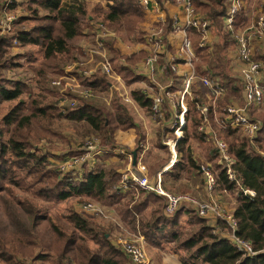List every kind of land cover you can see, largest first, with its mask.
Wrapping results in <instances>:
<instances>
[{
	"label": "trees",
	"instance_id": "1",
	"mask_svg": "<svg viewBox=\"0 0 264 264\" xmlns=\"http://www.w3.org/2000/svg\"><path fill=\"white\" fill-rule=\"evenodd\" d=\"M29 1L34 5V7L27 9L30 16L21 17L15 24L11 35L0 37V105L2 103L10 104L8 111L2 118V126H0V192L9 187H11L8 189L10 194L14 190L27 192L29 188L34 186V189L37 188L34 196L43 197L45 201L54 198L61 202L70 197H87L105 203L112 201L119 194L109 186L106 174L102 171L97 173L84 172L83 178L74 181L61 175L57 167H51L50 173L53 180L47 184L48 189L43 190L41 186L44 180L43 170L48 165L49 156L39 151L33 153L26 150L28 143H31V124H33L31 121L36 122L41 128H39V132L43 133L46 131L44 124L54 119L86 122L94 132L100 135L101 143L110 148L114 146V132L116 130L134 129L139 137L137 146L143 137L142 129L136 126L130 108L118 99H114L112 107L109 108L101 100H87L79 98L76 94H69L68 98H75L76 103L71 105L69 104L71 101H69L65 107H58L57 101L53 100L56 93L50 85L51 77L61 72L63 64L76 60L75 45L81 39L83 27L87 24V8L78 0H70L68 3H64L63 0ZM109 1L111 5L106 10L95 4L94 16L99 17L113 29H119L123 26L128 35L134 33L142 16L144 18L138 0ZM194 1L197 12L205 14L213 24L220 25L228 0ZM242 12L243 10L236 17V20ZM30 21L34 22V25L30 26ZM139 33L141 32L139 31ZM192 33L193 45L199 56L196 65L198 75H204L205 68H208L210 75L205 74V76L213 80L216 79V82L224 90V97L220 102V110L224 109L221 111V128L215 126V131L218 137L225 142H227L226 139H230L226 144L228 153L233 159L231 168L235 180L228 179L226 168L220 164L217 150L212 146L210 151L213 152V158L211 156L210 159L217 167L212 170L216 188L225 191L232 190L237 193L236 205L233 209V217L237 222L236 234L242 240L249 241L256 254L249 256L236 250L228 237L221 234L227 228L222 221L218 220L215 224H211L206 219L197 216L194 210L190 209V212H185L183 208L179 209L173 216L167 217L163 213V200L142 190H139L141 195L160 203L159 210L162 214L154 217L157 212L152 211L150 213L151 222L144 225L139 220V226L141 230L149 228L152 233L166 234V242L175 243L178 248L185 250L187 256L179 257L182 264H264V152L257 151L253 147L262 131L260 128L257 136L250 139L241 135V130L238 128H231L223 123L224 111L226 107L231 105L229 103L238 100L240 97L239 102L242 101V87L230 71H227L225 44L215 47L214 52L210 54L211 52L208 53L207 48L198 47L197 42L200 39V34L196 30H192ZM224 33L230 37L229 32ZM12 40H16L20 45L19 47H38L43 54L41 67L29 66L35 72V78H33L32 90L30 89L27 94L29 107L26 108V112L28 116H23L20 113L21 107L26 105V99L23 98V95L25 90H28L27 84L13 75L8 79L1 75V71L4 69H18L23 66L21 57L8 55V47H10ZM106 43L111 47L114 56H121L119 50L112 47V42ZM122 72L123 70H120V73ZM123 76L127 82H130L132 75L129 72H125ZM84 84L90 87L93 92L102 94L106 90L108 82L102 74L96 73L91 80L85 81ZM48 96H50L49 101L45 102ZM132 98L146 116L151 115V100L146 97L142 90L135 89L132 92ZM200 101L202 99L197 102ZM190 106L191 112L194 113L195 106L192 103ZM186 119L187 126L184 129L183 139L176 144L181 159L180 174L174 175L172 171L165 174L164 177L168 176L169 184L173 185L182 178L180 175L183 173L194 176L188 173L189 170H194L201 177L204 188V177L200 170L202 166L195 164L197 160L193 153H190V149L192 142L202 144L206 142L207 137L198 130L199 122L201 124L200 118L198 119L195 115L191 116L189 113ZM7 127H12V130L8 137L3 139V135L8 134ZM188 127H190L189 131ZM1 128L5 130L3 131ZM50 135L55 134L50 133ZM159 149L164 155H168L167 149L161 144H159ZM166 158L167 156L160 158L159 162H164ZM182 163H185L187 168L182 166ZM28 178H31V182L24 186L23 181ZM244 190L254 192L255 197L250 198L248 194L243 192ZM10 197L14 200L12 195ZM146 203L123 206L122 210L118 208V214L123 217V221H125L124 219L135 220L140 211L145 209ZM16 204L17 206H4L8 211L7 218L14 216L15 207L30 215L29 210L20 206L23 204L22 200L16 201ZM28 204L32 206L30 201ZM183 215H189L191 218V221L186 223L189 227L185 232H182L181 228L180 230L175 229L180 223L179 218H182ZM68 217L69 224L79 233V236L73 234L67 236V234L50 225V229L61 245L58 256L54 259V264L74 263L75 261L78 264H128L125 254L121 250L120 252L116 250L109 243L105 232L100 231L99 228L95 229L77 213L70 212ZM161 225H170L172 229H166ZM38 227L34 220L28 226L20 220L10 234L9 231L5 234L0 229V261L6 264H24L20 262L23 258L30 260L32 258V261L39 260L38 253L41 241L37 239L39 237ZM165 238H161V240L163 241ZM87 242L92 243L97 250L89 247ZM148 244L153 248H159L156 239L148 240ZM19 255L23 258L18 259ZM70 255H73L72 258Z\"/></svg>",
	"mask_w": 264,
	"mask_h": 264
},
{
	"label": "crops",
	"instance_id": "2",
	"mask_svg": "<svg viewBox=\"0 0 264 264\" xmlns=\"http://www.w3.org/2000/svg\"><path fill=\"white\" fill-rule=\"evenodd\" d=\"M70 0H63L64 3H68ZM86 5L88 12V20L87 24L82 31L81 39L77 43V49L82 55L78 59L71 61L72 63L77 61H85V69L89 72V80L97 73L102 74L100 71V67L98 66L99 58L94 55L92 61L87 62L89 57L86 55L85 49L92 45V29L94 27L95 21H102L99 17H95L94 15L89 14V10L92 9V5L94 3L98 4L103 10L106 9V5L101 3L100 0H78ZM94 1V3H93ZM202 2L201 0H197ZM92 2V4H90ZM159 4L160 11H155L152 9V4ZM195 4V1H193ZM95 5V4H94ZM150 9L145 11L143 10L144 20H142L137 27L135 28L134 33L130 34L127 39L125 35H127L126 31H121V27L119 29H113L108 24L107 27L112 35L105 40L106 53L107 57L110 59L112 67L117 76H119L121 82L123 83L126 91L132 98V92L135 89H140L146 94V97L152 100V97L160 95L162 92L166 91L169 93L168 97L164 98L163 101V117L161 120L154 122L150 118V116H146L139 107L134 99L132 98V104H123L130 108L136 122V126L142 129V139L137 146V140L139 137L134 129H129L126 131L116 130L114 132V146L111 153H102L96 158H92L91 161L86 166H81L77 168L79 170L78 176L83 175L84 172H104L106 174L107 180L109 182V186L113 189L117 190L120 197L123 198V201H131L129 196H134L139 189L129 185L127 187H123V177H129L133 172H135V165L137 159L141 153H143V163H147L151 158L159 161L160 158H163V152L159 149V144L165 147L168 151V162L159 168V173L161 179L163 175L170 173L171 171V162L175 157H180V154L177 153L175 156L172 155L171 150L166 145V142L169 140H181L184 136V129L187 126L186 117L191 113V116L198 117L199 113L198 109L201 105L209 106L210 113H208V121L210 129L204 128L201 129L200 122L198 124V130L201 131L207 137L202 144H212L209 137L210 131H215V126L217 128H221V111L220 110V102L224 96L218 98L214 105L211 107L212 100L207 96V89L203 88L198 81H194L190 86V89L187 94L182 93L184 88L185 79L191 73L190 69L183 64L181 57L179 55V48L183 38V34L181 31H177L173 28L174 18H178L180 21L183 20V12L181 5L176 2V0H151ZM197 12V11H196ZM200 15L204 16L208 19L205 14L198 12ZM259 17H264V0H243V12L241 15L235 20L234 29L236 32L244 31L247 28L254 26L257 23ZM211 22V21H210ZM156 25H160L164 31V46L160 53H154L153 47L151 44L147 42V31L151 27H155ZM139 31L141 33H139ZM224 32L222 21H220V25L217 26L215 23L211 22V26L209 27L207 37H206V45L203 48H207V52L212 54L215 50V47L222 46L225 44V58L227 61V71H230L231 75L239 81L238 73L241 69V63L237 57L236 46L231 39ZM139 33V34H138ZM140 39H138V36ZM188 37H190L193 44V33L192 31L186 33ZM106 42H112V47L115 50H119L121 56L116 57L114 53L111 51V47L107 45ZM201 42V37L197 42L199 47V43ZM252 57L255 61L259 62L261 65V79L264 82V28L260 31L259 34H256L252 38ZM194 47V45H193ZM195 49V48H194ZM126 51V52H125ZM196 51V50H195ZM77 53V52H76ZM197 60L194 63V73L199 77H207L205 74H209L208 68H205L204 75H198L197 72V62H198V54ZM151 56L156 57V61L154 63V71L145 66V60ZM171 64L176 65V71L173 72L169 68L167 71L162 74L158 70L160 67L166 65L170 66ZM70 62L66 65L69 66ZM64 70V68H62ZM120 70H123L120 73ZM125 72H129L132 75L130 82H127L123 76ZM103 75V74H102ZM105 80L108 82L106 90L102 94H98V96L92 100H101L104 102V99L109 97V84L112 82L110 79L105 77ZM213 80V79H212ZM201 96V98H200ZM241 98V97H240ZM114 99H120L116 96L111 97L110 105H106L111 108ZM199 103L197 101L201 100ZM121 102V101H120ZM195 106L194 113L191 112L190 104ZM241 102H231L229 104H240ZM258 109V108H254ZM182 113V114H181ZM183 115V125L180 128L182 138H176L175 130L177 127V121L179 120L177 115ZM211 116V117H210ZM67 123L75 124V128L89 130L90 132L93 129L86 123L80 122L77 124H86L88 127L83 128L80 125H76V122L66 121ZM190 127H188V131ZM96 133V132H95ZM101 143V142H100ZM125 147H132L130 151ZM135 147V149H134ZM210 147V146H209ZM207 154L204 156H199L193 153L194 158L197 161H205L208 157V149ZM206 150L205 151L206 153ZM133 152H136L135 156V165L133 164L134 156ZM67 151L63 154V157L60 159L61 161L55 162L56 164H63L70 158L74 156L67 155ZM114 154L117 155L120 159L113 160L112 157H108V155ZM129 155H131V161L129 160ZM128 156V160L125 158ZM127 160V161H126ZM55 164V165H56ZM104 169H115V176L111 179L108 176V172ZM194 177V176H192ZM162 184L163 181H162ZM164 186V185H163ZM205 192V188H202ZM206 193V192H205ZM148 264H182L179 259L177 253L167 252L164 250H155L153 248L147 250ZM23 258L19 255L18 259ZM0 264H6L0 261Z\"/></svg>",
	"mask_w": 264,
	"mask_h": 264
},
{
	"label": "rangeland",
	"instance_id": "3",
	"mask_svg": "<svg viewBox=\"0 0 264 264\" xmlns=\"http://www.w3.org/2000/svg\"><path fill=\"white\" fill-rule=\"evenodd\" d=\"M107 1L109 0H100V2L104 3V5H106L105 3ZM0 4L3 6L2 7L0 5V37L11 35L13 28L15 27V24L19 21V19L24 16H30V12L27 11V9L34 7V5L29 0H0ZM90 4H92V2H90ZM94 4L91 6L92 9L89 10V14L91 15H94L93 12V8H95ZM109 6L106 5V9H108ZM142 20H144L143 16L141 18V21ZM95 22L104 23L103 21H95ZM29 24L30 26H32L34 25V22L30 21ZM105 25L107 26V24ZM85 26L83 27V30ZM26 28H28V26H26ZM152 28L153 27H151L149 31ZM121 29H122L121 31H125L123 26L121 27ZM148 33L149 32L147 31V35ZM129 36L130 35L128 34L125 35L127 39L129 38ZM19 46L20 45L16 40H12L10 47H8V52H9L8 55L21 57L22 58L21 62L23 63L22 68L4 69L1 71V75L5 79H8L10 78V76L13 75L15 76V78H19L20 80H23L27 84L28 90H25L23 95V98L26 99V105L21 107L20 113L23 116H28L26 112L27 111L26 108L29 107V103H28L29 100L27 94L28 92H30V89L32 90V86L34 85L33 78H35V72L29 66H32L33 68L41 67L43 62V56H42L43 54L38 47L35 46L19 47ZM75 51L77 52L76 59L82 57V55L77 49V44L75 45ZM67 64L68 63L63 64V68L65 70L68 67L66 66ZM70 64H72V62H70ZM65 70L62 69L61 72L57 73V75H53L51 77L52 78L51 82L58 79L59 77H64L68 75L65 73ZM208 79L212 81L211 78ZM51 87L55 90L56 93L55 96H53V100L57 101V105L59 108H61L62 106L65 107L68 104V103L66 104L67 101H65V103L61 102L62 100L60 98H65V97L68 98L69 94L72 95L76 94L72 90L58 89V88H54L52 85ZM34 90L36 92L35 87ZM97 96L98 95H96V97ZM49 97L50 96H48L45 102L49 101ZM239 100L240 98L232 102L237 103L239 102ZM234 105L243 106L244 102L242 100L240 104H234ZM9 106L10 104L8 103H2V105H0V126H2V118L5 115V113L8 111ZM248 114L251 116L252 119H255L258 122L259 130L261 128L262 131L257 137V143L255 142L256 144L254 143L253 147L257 151L264 152V142L262 143V141L264 140V103L258 109L253 108L252 110L251 109L248 110ZM177 116L179 119L182 118L181 114ZM66 121L69 120L54 119L52 121L46 122L44 124L46 128L45 133L39 132V130L41 129L40 126L36 122L31 121V123H33L31 124V134H32L31 143L30 144L28 143L26 150L28 152H33V153H37L39 151L40 153H45L49 156L47 161L48 165L43 170L44 180L41 183L43 190L48 189L47 184H50L53 180L50 170H52L53 167H57V169L59 170V164H56L55 162L61 161L60 159L63 157V154L66 151L68 152L67 155L69 156H79L80 154L85 153L86 152L85 143L89 142L91 138L96 139V141H91L93 146L95 147V151H100L101 153H111L113 149V147L110 148L103 145V143H100L102 138L98 133H95L94 131L90 132L89 130H84V129L82 130L78 128L76 129L75 124L67 123ZM71 122H75V121H71ZM77 123L80 122H76V125H80L83 128L88 127L86 124L83 123L77 124ZM4 130L5 129H3V131ZM7 130H8V134H6V136L3 135L2 137L3 139H6L8 137L9 133L12 130V127H7ZM50 133L55 135H50ZM240 134L246 136L241 131ZM226 140L227 142L230 141V139H226ZM170 141H176L175 151H177L176 144L178 140L176 139ZM212 146H213L212 144L211 145L205 144L199 146L197 142H192L190 149V153L191 152L194 154L197 153V155L199 156H204V154H207L206 149L209 147L208 149L209 154L207 159L202 162L196 161L195 164H197L198 166H208L211 172L212 170H215L217 168L216 165L213 164V161L210 159L211 156L213 158V152L210 151V148H213ZM124 149L130 151L133 148L125 147ZM203 150H206V153ZM99 155H96L94 157L96 158ZM130 156L131 155H129V157ZM164 156L165 157L167 156L164 162L156 161L153 158H151L147 163L145 162L144 165L147 168V174L151 179L157 178L158 175L160 176V174H158L160 171L159 168L168 162L169 159L168 155L166 154ZM108 157H112L113 160L120 159L117 155L114 154H110L108 155ZM125 158L128 160V156H126ZM180 162H181L180 157H177L176 161L170 167L171 168L170 171L171 172L173 171L172 173L174 175L180 174V167H179V165L181 164ZM184 164L182 163V166H185ZM220 164L224 166V163L221 160H220ZM185 168L187 167L185 166ZM104 170L108 172V176L110 179L112 177L114 178V176L116 175L115 169H104ZM188 173L193 174L194 177L183 173L182 175H180L182 176V178L173 185L169 184L168 176L164 177L163 175V178L161 180L164 183L163 184L164 188L170 193L178 194V195H188L199 201H209V200L215 201L217 205L221 207L225 212L233 214V209L236 205L237 193H235L232 190L225 191L222 190L221 188L220 189L218 187L216 188V184H215L213 193L211 195H207L202 190L203 187H202L201 177L194 170H189ZM79 180H80L79 178H76L74 181H79ZM29 182H31V178L25 179L23 181V185L25 186V184H28ZM0 188H1V184H0ZM9 188L7 189L4 188L3 191L0 192V229H2L3 233L7 234L9 231L10 234L12 232V229H15L14 226L16 225V223L20 222V220H22L26 226L30 225L31 222L34 220L39 226L37 229L39 232L38 233L39 237L37 239L38 241L39 240L41 241V244H39L40 251L38 253L40 259L37 261H32V258L31 260L29 258H23L22 260H20V262L24 264H54V259L57 258L61 245L58 242L57 237L53 234L52 230L50 229V225H53L56 229L60 230L64 234H67V236H70L71 234H73L74 236H79V233L75 231L68 222V218H69L68 216L70 212L79 214L81 217L85 218L87 222L90 225H92L95 229L99 228L100 231L105 232L106 238L109 240V243L119 252H120V248L116 244L118 238H132V239L142 238L143 246L146 254L148 249L153 248L148 244V240L156 239V243L159 244V248L157 249L153 248V249L164 250L172 253L175 252L181 258L187 256L185 250H183L182 248H178L175 243L166 242L167 240L166 234L163 233L156 234L155 232L152 233V231H150L149 228L148 229L143 228V230H141L139 226L140 223L139 220L144 225L149 224L151 222L150 213L152 211L157 212L155 213L154 217H157L158 214H162V212L161 210H159L160 209L159 207L161 206L160 203L154 201L152 198H147L141 195L139 191L134 196H129L131 201H123V198L118 196L112 201H106L107 203L106 204L101 200H94L92 198H87V197H70L69 199L61 202L58 200L56 201V199L54 198L50 201H45L43 197L38 198L34 196L37 190V188L34 189V186L32 188H29L27 192L14 190L12 194L8 192ZM11 195L13 196L14 200H12V198L10 197ZM19 200H22L23 202V204H21L20 206H24L23 207L24 209L29 210L30 215L26 214L24 211H21V209H19L18 207H15L14 216L12 218L11 217L7 218L6 214L8 213V211L7 208L4 206H9V205L17 206L16 201L19 202ZM29 201L32 203L31 204L32 206H29L28 204ZM142 202H147V203L146 206L144 207L145 209L143 211H140L139 216H137L135 220L129 221L130 219H124L125 221H123V217L120 214H118V208L119 210H122L123 206L126 205L132 206L133 204L142 203ZM86 203H90L94 206H102L104 208L105 215L83 212L81 208ZM183 210H185V212H190L189 211L190 208L188 207H183ZM179 220L180 223H178V226L175 227V229L180 230L181 228V231L185 232L186 229L189 227V225L186 223H188V221L190 222L191 218L189 215L188 216L183 215V217L179 218ZM161 226H164V228L166 229H172L170 225H161ZM221 234L222 236L228 235L229 234L228 229L226 228V230ZM161 238H165V239H163L162 241ZM87 245L91 247L93 250H97V248L92 243L87 242ZM72 256L73 255H70L71 258ZM127 262L128 264H131L130 261L127 260ZM65 264H78V262L77 261H75L74 263L67 262Z\"/></svg>",
	"mask_w": 264,
	"mask_h": 264
},
{
	"label": "built area",
	"instance_id": "4",
	"mask_svg": "<svg viewBox=\"0 0 264 264\" xmlns=\"http://www.w3.org/2000/svg\"><path fill=\"white\" fill-rule=\"evenodd\" d=\"M193 1L194 0H176V2L181 5L183 20L180 21L178 18H174L173 22V28L177 31H181L183 34L179 48V55L183 61V64L191 71L189 76L185 79L182 93L187 94L190 86L196 80L203 88L207 89V96L212 100V107L216 99L223 96L224 90L216 82V79L211 81L206 77H199L194 73L193 68L194 63L197 60V55L192 41L190 37L186 35V33L196 30L201 37L199 47L203 48L206 45V37L209 27L211 26V22L196 12ZM138 2L145 11L149 10L151 7V0H138ZM105 4L109 6L111 5V2L107 1ZM159 7V4H152V9L155 11H160ZM242 10L243 0H228L225 14L221 18L223 29L230 33V37L236 46L237 57L241 63V69L238 73V78L242 87V100L244 102L243 106L231 104L230 106L226 107L224 111L223 123L228 127L238 128L246 136L252 139L259 131V124L255 119L251 118V116L248 114V110L259 108L264 103V82L261 79V65L252 57L251 44L253 36L259 34L264 28V17H259L257 23L254 26L247 28L244 31L236 32L234 29L235 20ZM111 35L112 33L104 23H94V27L92 29V45L85 49L86 55L89 57L87 62L92 61L93 56L96 55L99 58L98 66L100 67V71L105 77L112 81L109 84V97L104 99L106 105H110V99L112 96L118 97L124 104H132L133 101L131 96L126 91L119 76L116 75L111 61L107 57L105 40ZM147 42L152 45L154 53L161 52L164 46V31L160 25H156L149 31L147 35ZM155 61V56H151L145 60L144 64L151 70V72L154 71ZM168 68L173 72L176 71L175 64H171L170 66L164 65L160 67L158 71L164 74ZM65 73L68 75L59 77L58 79L51 82V85L54 88L72 90L79 98L87 100H92L96 97V95H98L97 93L93 92L90 87L84 84V82L90 77L88 70L85 69V61H77L70 64L65 70ZM168 96L169 93L164 91L160 95L152 97L150 118L154 122L162 119L163 101L164 98ZM60 99L62 100L61 102L64 103L65 101H67L66 103L71 101V103H69L71 105L76 103L75 98L69 99L65 97ZM198 113L201 120V129H210L208 121L209 106L201 105L198 109ZM179 120L177 123L178 128L175 130L176 138L182 137L180 128L184 123L183 115ZM209 137L212 145L217 150L220 160L224 163L228 179L235 180L234 172L231 168L233 159L228 154L226 143L221 138H219L217 133L213 130L209 132ZM91 141H96V139L91 138L89 142L85 143V153H82L79 156H74L63 164L59 165L61 175L67 176L69 180L83 178L82 174L80 177L78 176L79 170L77 168L86 166L91 161V159L94 158V156L102 154L100 151H95V147ZM175 143L176 141L170 140L166 142V145L171 150L173 156L176 154ZM129 160L131 161V156L129 157ZM175 161L176 158L174 157L172 159L171 165ZM135 170L136 171L133 172L129 177H123V187L132 185L139 190L161 198L164 203L163 213L167 217L173 216L179 209L183 207H188L194 210L197 216L206 219L211 224H215L218 220L222 221L229 231V234L226 236L236 250L249 256L256 254L253 251L249 241L242 240L237 236V222L234 219L233 214L225 212L217 205L215 201H199L188 195H178L168 192L164 188L159 175L157 178L152 179L148 176L147 168L143 163V153H141L137 159ZM200 170L204 177L205 192L207 195H211L216 184L214 175L211 170H209L208 166H202ZM243 192L248 194L250 198L255 197V193L252 191L244 190ZM81 209L86 213L105 215V211L102 206H94L90 203H86ZM116 244L128 258L131 264H148L147 254L143 246L142 238H118Z\"/></svg>",
	"mask_w": 264,
	"mask_h": 264
},
{
	"label": "water",
	"instance_id": "5",
	"mask_svg": "<svg viewBox=\"0 0 264 264\" xmlns=\"http://www.w3.org/2000/svg\"><path fill=\"white\" fill-rule=\"evenodd\" d=\"M133 156H134L133 164L135 165V156H136V152H133Z\"/></svg>",
	"mask_w": 264,
	"mask_h": 264
}]
</instances>
